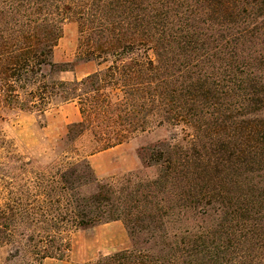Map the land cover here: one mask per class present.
Masks as SVG:
<instances>
[{"label": "trees", "instance_id": "trees-1", "mask_svg": "<svg viewBox=\"0 0 264 264\" xmlns=\"http://www.w3.org/2000/svg\"><path fill=\"white\" fill-rule=\"evenodd\" d=\"M66 21L76 63L97 66L80 79L58 77L74 65L53 59ZM67 102L81 116L67 135L90 130L102 149L155 127L175 133L137 152L151 178L113 186L67 167L38 184L52 210L2 202L0 247L18 236L36 262L62 259L68 229L119 220L130 246L86 264H264V0H0V113ZM0 147L15 159L11 141Z\"/></svg>", "mask_w": 264, "mask_h": 264}, {"label": "rangeland", "instance_id": "rangeland-1", "mask_svg": "<svg viewBox=\"0 0 264 264\" xmlns=\"http://www.w3.org/2000/svg\"><path fill=\"white\" fill-rule=\"evenodd\" d=\"M78 30L73 21H66L62 27V35L54 49L53 59L58 63L72 62L73 71H65L58 75L61 79L71 80L82 78L93 72L97 66L94 62L76 63ZM78 105L67 102L51 106L44 116L27 112L0 113V145L2 138L11 141L14 146L15 159H7L5 149L0 147V205L13 195H20L24 204L20 207L27 211L41 212L53 209L56 198L44 196V191L38 185L45 177L55 176L57 169L73 167L80 180L96 179L120 186L124 176L134 173L136 179L151 178L156 173V167H143L137 152L141 147L151 145L158 140L170 137L173 129L165 126L155 127L143 133H138L115 148V155L110 158L100 157V171L97 172L92 163V157L106 149L90 130L78 136H68L67 128L71 123L80 121ZM178 139L184 138V133L177 131ZM109 149V148H107ZM110 165V167H109ZM96 167V166H95ZM92 183L80 188L78 192L87 196L94 191ZM3 198L4 200H1ZM11 208V203L9 204ZM19 207V208H20ZM108 222L113 227L97 224L85 229H68L64 236L70 241V250L62 259L45 258L36 262L34 253L29 247L30 240L23 241L21 247L18 236L13 242L0 247L1 264H86L93 262L101 254H109L119 249L128 248L130 240L121 221ZM19 226L29 227L42 225V221L28 219L14 220ZM117 224L118 227H115ZM68 228L71 226L68 223ZM110 226V225H109ZM35 244L43 246L47 240L37 237ZM23 240V239H22ZM20 246V245H19Z\"/></svg>", "mask_w": 264, "mask_h": 264}, {"label": "crops", "instance_id": "crops-1", "mask_svg": "<svg viewBox=\"0 0 264 264\" xmlns=\"http://www.w3.org/2000/svg\"><path fill=\"white\" fill-rule=\"evenodd\" d=\"M118 146V145H117ZM116 146V147H117ZM115 148H109V149H106V150H104V151H102V152H100V153H97V154H95L93 157H92V163L94 164V168H95V170L97 171V172H102V171H100V168H99V166H100V161L102 160V159H100V157L102 158V157H105V158H110L111 156H113V155H115V153H114V150ZM96 166V167H95ZM109 167H110V165H109ZM115 223H117V221H114L113 222V224H115ZM113 224H110V223H105L104 225H107L108 227H113L112 225ZM110 225V226H109ZM115 227H118L117 226V224L115 225Z\"/></svg>", "mask_w": 264, "mask_h": 264}]
</instances>
